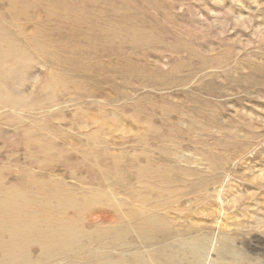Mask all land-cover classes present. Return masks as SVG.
<instances>
[{"label":"rangeland","instance_id":"1","mask_svg":"<svg viewBox=\"0 0 264 264\" xmlns=\"http://www.w3.org/2000/svg\"><path fill=\"white\" fill-rule=\"evenodd\" d=\"M31 1L0 0V21L33 36L44 23L82 26L79 17H97L140 29L148 39L119 41L108 51L87 40L93 51L86 66L72 68L71 81L55 83L51 99L26 108L0 103L1 177L16 170L61 177L67 155L42 169L43 160L61 148L80 156L90 139L108 159L120 157L117 169L105 171L113 189L120 191V182L137 188L129 168L140 162L145 143L163 144L186 169L208 176L198 182L187 176L194 184L187 189L161 188V213L207 230L209 245L227 237L236 264H264V0H63L67 14ZM49 70L37 61L25 92L37 93ZM90 165L77 171L86 182ZM207 255L198 264H224L214 251Z\"/></svg>","mask_w":264,"mask_h":264},{"label":"bare ground","instance_id":"2","mask_svg":"<svg viewBox=\"0 0 264 264\" xmlns=\"http://www.w3.org/2000/svg\"><path fill=\"white\" fill-rule=\"evenodd\" d=\"M38 1L57 13L70 10L63 0L31 2ZM79 18L85 21L82 26L44 23L41 32L33 36H25L0 21L3 107L26 108L38 104L40 99H51L55 83L71 81V69L86 66L84 58L93 51L91 45H85L87 40L98 41L108 51L119 41L138 44L148 39L144 31L125 26L121 21ZM37 61L50 70L39 91L27 93L24 86L29 69ZM74 88L83 90L78 85ZM86 143L91 146L80 151V156L61 148L56 156L43 160L42 169L67 155L69 164L61 177H55L60 174L56 171L47 179L30 178L17 170L8 172L6 178L0 174V264H198L211 251L215 252L216 263L238 262V252L227 237L221 236L214 247V239L209 245L207 230L176 224L160 211L161 201L165 200L161 199V188L173 185L187 189L194 186L187 183V176L192 175L198 182L207 179V173L186 169L179 157L169 154L163 144L151 148L145 143L137 156L140 162L134 169L128 167L132 171L129 183L133 181L140 187H125L120 182L121 190L115 191V181L105 177V171L117 169L120 157L108 159L106 152L94 146L92 140L87 139ZM40 149L48 154L51 147ZM149 160L158 163L151 165ZM84 163H91L85 169L93 173L88 182L77 172ZM117 195L127 196L130 202L119 200ZM98 207L111 213L97 212Z\"/></svg>","mask_w":264,"mask_h":264}]
</instances>
